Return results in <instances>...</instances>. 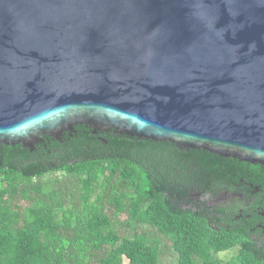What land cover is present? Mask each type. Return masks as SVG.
I'll return each mask as SVG.
<instances>
[{
    "label": "water",
    "instance_id": "water-1",
    "mask_svg": "<svg viewBox=\"0 0 264 264\" xmlns=\"http://www.w3.org/2000/svg\"><path fill=\"white\" fill-rule=\"evenodd\" d=\"M78 125L264 165V0H0V144Z\"/></svg>",
    "mask_w": 264,
    "mask_h": 264
},
{
    "label": "trees",
    "instance_id": "trees-1",
    "mask_svg": "<svg viewBox=\"0 0 264 264\" xmlns=\"http://www.w3.org/2000/svg\"><path fill=\"white\" fill-rule=\"evenodd\" d=\"M235 191L246 200L210 203ZM253 209L264 165L204 149L86 125L33 150L0 144V264H162V238L172 264H264L238 223Z\"/></svg>",
    "mask_w": 264,
    "mask_h": 264
},
{
    "label": "flooded vegetation",
    "instance_id": "flooded-vegetation-1",
    "mask_svg": "<svg viewBox=\"0 0 264 264\" xmlns=\"http://www.w3.org/2000/svg\"><path fill=\"white\" fill-rule=\"evenodd\" d=\"M251 197L248 203V207H256L258 202L260 201L259 198L263 196L261 194L262 190L260 187H256L255 190L251 191ZM237 199L240 202L246 200L245 194L243 192H225L222 196L218 197L217 201H221L223 203L230 202L233 199ZM243 210L241 211V213ZM238 223L242 228H246L249 232L250 238L253 240L254 243L258 244L260 248L264 249V211L258 212L257 210L253 209V213L243 216L242 214L238 216Z\"/></svg>",
    "mask_w": 264,
    "mask_h": 264
},
{
    "label": "rangeland",
    "instance_id": "rangeland-1",
    "mask_svg": "<svg viewBox=\"0 0 264 264\" xmlns=\"http://www.w3.org/2000/svg\"><path fill=\"white\" fill-rule=\"evenodd\" d=\"M221 201H217V199L211 201L210 203H218ZM123 220L125 219V217H122ZM163 243H162V247H161V252H162V256H161V263L162 264H172V263H176L178 260V257L176 255V253L173 251V249L171 248L170 242L165 239L162 238ZM236 255V250H230V251H226V252H222L218 255V258L223 260V261H230L234 256Z\"/></svg>",
    "mask_w": 264,
    "mask_h": 264
}]
</instances>
